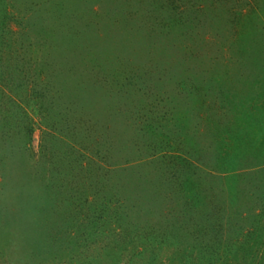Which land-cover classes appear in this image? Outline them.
Here are the masks:
<instances>
[{
    "label": "rangeland",
    "instance_id": "374dc122",
    "mask_svg": "<svg viewBox=\"0 0 264 264\" xmlns=\"http://www.w3.org/2000/svg\"><path fill=\"white\" fill-rule=\"evenodd\" d=\"M0 264H264V0H0Z\"/></svg>",
    "mask_w": 264,
    "mask_h": 264
}]
</instances>
